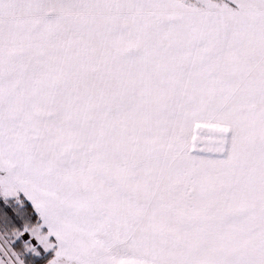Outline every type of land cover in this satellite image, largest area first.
Returning <instances> with one entry per match:
<instances>
[{"label": "snow or ice", "instance_id": "snow-or-ice-1", "mask_svg": "<svg viewBox=\"0 0 264 264\" xmlns=\"http://www.w3.org/2000/svg\"><path fill=\"white\" fill-rule=\"evenodd\" d=\"M0 264H264V0H0Z\"/></svg>", "mask_w": 264, "mask_h": 264}]
</instances>
